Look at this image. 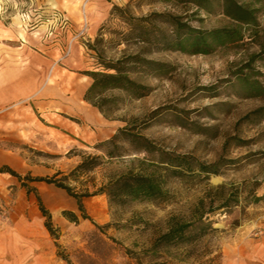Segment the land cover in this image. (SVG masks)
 <instances>
[{"label":"rangeland","instance_id":"1","mask_svg":"<svg viewBox=\"0 0 264 264\" xmlns=\"http://www.w3.org/2000/svg\"><path fill=\"white\" fill-rule=\"evenodd\" d=\"M194 11L165 0H0V167L69 186L73 194L85 195L89 217L54 183L23 184L0 173V264H264V119L238 123L264 98H243L235 80L243 69L264 83V60L249 61L264 47V11L256 35L249 30L244 41L210 54L158 50L126 34L130 17H149L154 31L163 26L154 22L155 13L182 15L202 29L230 24L220 12ZM131 54L165 66H135L131 77L149 86V93L136 99L107 92L118 100L106 118L84 99L91 83L85 73L103 70L101 58ZM133 118L147 123L141 133L157 149L188 156L191 172L167 175L152 164L155 154L135 153L127 143L120 145L125 155L109 158V148L98 144ZM234 137L247 143L237 145ZM88 155L97 156L99 165L73 172ZM137 157L146 162L132 163ZM220 157L236 162L218 175L198 174L197 162ZM141 167L162 175L166 200L118 205L104 193L94 194L110 177ZM219 186L232 199L239 193V202L205 213L216 231L194 244L153 247L171 217L191 219L199 200L208 202ZM32 188L51 213L55 236L44 226ZM254 195L262 199L253 202Z\"/></svg>","mask_w":264,"mask_h":264},{"label":"trees","instance_id":"2","mask_svg":"<svg viewBox=\"0 0 264 264\" xmlns=\"http://www.w3.org/2000/svg\"><path fill=\"white\" fill-rule=\"evenodd\" d=\"M174 2L176 4L192 5L195 11L192 14H197L203 11L207 14L220 12L224 14L229 20L230 24L221 27L210 29H202L190 25L183 20L182 15H175L171 13H155L153 14L154 22L161 23L154 31L151 29V21L149 17L139 18L130 17L127 19L128 32L130 40L141 42L150 48L153 47L158 50H171L187 53L191 55L196 54H210L219 47H224L231 44H237L246 39V33L252 30V35H256V29L259 25V14L264 11V0H165ZM250 34V33H249ZM248 37V36H247ZM251 37V36H249ZM264 60V47L258 52H254L250 56V63L255 60ZM100 66L103 67L101 71H87L85 74L91 78V83L87 87L84 99L92 106L96 107L104 117L109 116V110L115 106L118 100L117 96L108 95L107 92L119 90L124 92L131 98H141L146 96L150 87L137 81L131 77V70L137 65H142L148 69L161 70L163 63L146 59L139 54L126 55L115 60L99 61ZM246 64L245 67H248ZM235 80L239 86V94L243 98H264V83H262L254 74L243 73L240 69L236 73ZM157 110L152 114H157ZM264 119V103L256 108L246 112L238 120L240 124L256 123ZM136 119H130L126 125L118 128V130L109 138L98 144V146H107V156L109 158L121 157L125 155L120 149L121 143H127L130 149L135 153H144L145 155L155 154L158 158L155 164L166 170V174L170 176L181 177L187 172H191L192 161L186 155H171L166 151L159 150L155 145L141 133V129L146 128L147 123H136ZM209 129V128H207ZM206 130V129H205ZM200 132V131H198ZM237 145L246 144L247 141L234 137ZM227 139L224 142V148L229 144ZM132 163L143 165L145 159L139 157L131 160ZM236 162L234 159H225L223 157L211 163L197 162L196 168L198 174L204 176L218 175L220 169L227 164ZM99 165L98 157L88 155L82 157L80 163L75 167L73 172L90 171ZM160 168V169H161ZM0 173H9L22 181H43L47 183H54L57 187L64 189L69 195L76 200L77 209L81 216L88 219L83 205L82 197L85 195L73 194L69 186L58 183L50 177H31L30 175L21 177L19 173L10 169L7 166L0 167ZM161 174V173H160ZM164 182L162 175H158L155 171H146L142 167L137 171L134 168L110 177L109 180L102 185L96 193L106 194L108 200L112 204L123 205L129 201L135 200H166L167 192L164 189ZM224 186H219L217 189L219 193L209 195V201L206 197L199 200L195 207L193 217L191 219H180L171 217L168 220L166 229L157 237L153 247H171L180 245L194 244L209 232L216 231L217 228L212 226V221L205 213L211 214L214 210L225 208L228 209L236 206L239 202L238 194L233 193L234 199L230 194L223 193ZM34 190L35 188L29 189ZM36 199L39 210L45 218L44 226L50 235L55 236L54 226L52 223L51 213L43 204L39 194L36 192ZM261 196H253V202L261 200ZM218 200L216 207H211L213 202ZM207 205L208 211L204 208ZM71 218L76 221L77 216L71 211H63V216ZM56 238V237H55Z\"/></svg>","mask_w":264,"mask_h":264},{"label":"built area","instance_id":"3","mask_svg":"<svg viewBox=\"0 0 264 264\" xmlns=\"http://www.w3.org/2000/svg\"><path fill=\"white\" fill-rule=\"evenodd\" d=\"M69 50H70V49H69ZM68 53H69V51H68ZM68 53H67V54H68Z\"/></svg>","mask_w":264,"mask_h":264}]
</instances>
